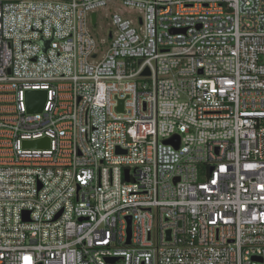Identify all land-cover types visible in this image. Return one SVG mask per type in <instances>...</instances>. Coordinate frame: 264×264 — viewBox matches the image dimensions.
<instances>
[{
  "label": "built area",
  "instance_id": "obj_1",
  "mask_svg": "<svg viewBox=\"0 0 264 264\" xmlns=\"http://www.w3.org/2000/svg\"><path fill=\"white\" fill-rule=\"evenodd\" d=\"M0 264H264V0H0Z\"/></svg>",
  "mask_w": 264,
  "mask_h": 264
},
{
  "label": "rangeland",
  "instance_id": "obj_2",
  "mask_svg": "<svg viewBox=\"0 0 264 264\" xmlns=\"http://www.w3.org/2000/svg\"><path fill=\"white\" fill-rule=\"evenodd\" d=\"M114 12L121 14L124 18L135 20L141 15L140 11L135 9L125 8L122 3L109 4L107 7L97 11V23L92 24L91 15H88V30L95 39L100 52V58L108 49L111 41V31L116 32L115 26L112 23V15ZM135 26L139 28L138 21H135Z\"/></svg>",
  "mask_w": 264,
  "mask_h": 264
},
{
  "label": "water",
  "instance_id": "obj_3",
  "mask_svg": "<svg viewBox=\"0 0 264 264\" xmlns=\"http://www.w3.org/2000/svg\"><path fill=\"white\" fill-rule=\"evenodd\" d=\"M96 23H97V14L94 13V14H92V24L96 25ZM110 37H111V35H110ZM146 74H148V72H146ZM46 100H47V92L46 91H42V90L41 91H29L26 94V102H27L28 111L30 113L42 112L44 110ZM34 101H36V103H34ZM119 111H121V112L123 111V101L120 102ZM172 142H173L172 139L164 141L165 144H174ZM48 144H49L48 138L26 142V145L31 146V147H45ZM118 152H120V151H118ZM126 179L128 180L127 177H126ZM128 232H129V239H128L127 244L129 245L130 244V238H131V221L129 223ZM115 261H117V259H110L109 260V262H111V263L115 262Z\"/></svg>",
  "mask_w": 264,
  "mask_h": 264
}]
</instances>
